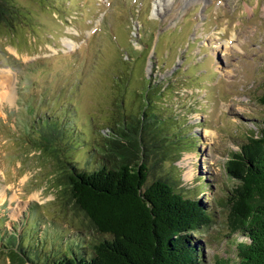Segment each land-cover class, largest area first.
I'll list each match as a JSON object with an SVG mask.
<instances>
[{
	"label": "rangeland",
	"instance_id": "obj_1",
	"mask_svg": "<svg viewBox=\"0 0 264 264\" xmlns=\"http://www.w3.org/2000/svg\"><path fill=\"white\" fill-rule=\"evenodd\" d=\"M139 1L21 0L29 21L10 34L0 33V81L8 74L13 93L5 98L0 85V217H5L7 232L12 221L21 231L24 211L37 206L35 213L43 214L29 209L31 218L20 239L38 251L71 244L78 252L81 241L75 231L87 239L102 236L81 225L70 210L56 206V174L47 158L12 134L27 119L21 96L32 98L44 91L47 97L75 98L71 114L66 116L65 109L64 116L74 131L72 161L81 169L96 163L97 158L90 157L92 139L98 130L106 132L116 104H123L121 113L137 114L144 103L141 94L150 86H163L159 111L172 114L174 129L185 116L181 129L192 136L193 144L164 169H177L181 186L214 214V224L200 237L205 263H234L228 239L236 236L240 241L243 236L225 237L229 231L224 207L235 181L228 178L224 164L238 148V137L245 131L257 133L264 118L259 101L264 94V0H172L163 11L156 10L158 0H144L142 14ZM132 24L145 26L138 32L143 42L128 33ZM122 54L131 58L124 62ZM117 73L127 74V81H113ZM55 100L49 104L52 109ZM38 107L49 110L42 101H36ZM7 239L0 238V264H10L2 244Z\"/></svg>",
	"mask_w": 264,
	"mask_h": 264
},
{
	"label": "trees",
	"instance_id": "obj_2",
	"mask_svg": "<svg viewBox=\"0 0 264 264\" xmlns=\"http://www.w3.org/2000/svg\"><path fill=\"white\" fill-rule=\"evenodd\" d=\"M25 21L29 14L21 0H0V33L10 34ZM127 76L119 74L113 81H127ZM163 89L155 85L143 92L144 103L134 115L121 113L123 104H116L106 132L96 130L92 139L90 157L97 161L90 168L79 169L72 161L74 131L64 113L31 125L22 139L47 158L56 174V206L70 210L81 225L102 236L87 239L76 231L78 252L71 244L54 251L43 245L45 251H38L21 239L16 244L11 236L4 245L10 264H206L200 237L215 217L181 186L177 169H164L193 144L192 136L181 129L185 116L174 129L172 114L159 111ZM259 101L264 106V94ZM238 138V148L224 164L228 178L235 181L224 207L229 231L225 237L236 233L243 239H228L236 260L218 264H264V118L257 133L245 131Z\"/></svg>",
	"mask_w": 264,
	"mask_h": 264
},
{
	"label": "bare ground",
	"instance_id": "obj_3",
	"mask_svg": "<svg viewBox=\"0 0 264 264\" xmlns=\"http://www.w3.org/2000/svg\"><path fill=\"white\" fill-rule=\"evenodd\" d=\"M164 4L166 6L163 7ZM160 5H162V8L159 7ZM170 5H172V0L169 3H168V0H166V1H162V0L160 1V0H158V5L156 7V10H158V11L166 10V9H168V7H170ZM0 85H1V88H2V93H3V95H4L5 98L8 99L11 96H13L12 95L13 93H11L12 86H11V83H10L8 74H5L4 75V78H2V80L0 81ZM241 240H242V238H241Z\"/></svg>",
	"mask_w": 264,
	"mask_h": 264
}]
</instances>
